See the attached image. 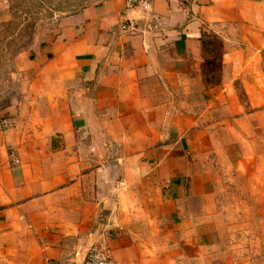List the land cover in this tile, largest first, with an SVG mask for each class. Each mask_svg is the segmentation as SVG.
Segmentation results:
<instances>
[{"label":"crops","instance_id":"obj_1","mask_svg":"<svg viewBox=\"0 0 264 264\" xmlns=\"http://www.w3.org/2000/svg\"><path fill=\"white\" fill-rule=\"evenodd\" d=\"M10 17L0 0V40ZM14 36L0 264H84L100 243L116 264H264V0H155L151 17L103 0L26 50Z\"/></svg>","mask_w":264,"mask_h":264},{"label":"rangeland","instance_id":"obj_2","mask_svg":"<svg viewBox=\"0 0 264 264\" xmlns=\"http://www.w3.org/2000/svg\"><path fill=\"white\" fill-rule=\"evenodd\" d=\"M103 0H10L12 17L4 25L8 27L1 36L2 43L11 35L14 36L17 42L19 41V50H26L29 45L32 34L43 32L46 29H51L54 23L64 15H70L78 10L98 4ZM253 184L259 186L264 185V178L259 179ZM238 186H250V178L239 179ZM240 192L229 194L228 207L233 210L235 216L250 215L249 203L250 193ZM254 196V195H253ZM247 202L248 205H243L241 210V203ZM261 208V207H260ZM262 210L259 209V216Z\"/></svg>","mask_w":264,"mask_h":264},{"label":"built area","instance_id":"obj_3","mask_svg":"<svg viewBox=\"0 0 264 264\" xmlns=\"http://www.w3.org/2000/svg\"><path fill=\"white\" fill-rule=\"evenodd\" d=\"M155 0H124L125 11H139L147 17H151L153 4ZM183 4H192L196 0H176ZM130 26H123V30L128 31ZM13 127L9 119H0V132L6 131ZM15 164L18 161H14ZM84 264H116L110 254V250L105 243H100L92 247L87 254Z\"/></svg>","mask_w":264,"mask_h":264}]
</instances>
